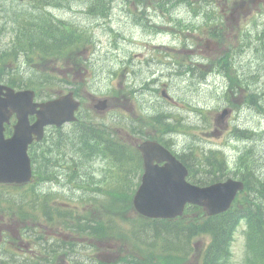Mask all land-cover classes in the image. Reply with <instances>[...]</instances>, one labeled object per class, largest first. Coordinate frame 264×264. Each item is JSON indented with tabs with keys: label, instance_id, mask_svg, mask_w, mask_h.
Here are the masks:
<instances>
[{
	"label": "trees",
	"instance_id": "16d2710c",
	"mask_svg": "<svg viewBox=\"0 0 264 264\" xmlns=\"http://www.w3.org/2000/svg\"><path fill=\"white\" fill-rule=\"evenodd\" d=\"M34 26H36V22L33 19L30 27ZM63 29L68 28L64 27ZM65 33L67 32H64V38ZM245 213L249 214L252 218L247 233L249 241L248 251L255 256L253 264H264V217L260 215L253 216L250 208H237L226 215L210 218L205 221L203 231L211 235L213 241L209 249L210 262L206 264H215L220 256L229 253L232 232L238 220Z\"/></svg>",
	"mask_w": 264,
	"mask_h": 264
},
{
	"label": "rangeland",
	"instance_id": "374dc122",
	"mask_svg": "<svg viewBox=\"0 0 264 264\" xmlns=\"http://www.w3.org/2000/svg\"><path fill=\"white\" fill-rule=\"evenodd\" d=\"M122 10V7L121 6H117L116 10L114 11L115 13V17H113L112 19V22L110 23V27H112L114 30H122V34L126 35V36H130L132 33L134 35H137V36H140V34H143V32L138 29V28H135V27H132L129 25V23L122 19V16L120 14V11ZM65 15V14H64ZM66 17H69L70 19L71 18H77L78 19V16L77 15H73L71 13H68V16L67 14L65 15ZM81 17V15H79V18ZM108 26V25H107ZM116 30V31H117ZM113 85V84H112ZM116 86V84H114ZM98 88L102 89V90H105L106 89V82L103 81V82H100ZM119 104L122 106V101L119 102ZM251 117L250 116H247V119H250ZM253 123H255L256 119H253ZM260 122L258 121V126L260 125L259 124ZM182 140V138H180V141ZM208 143H215V140H211L209 141ZM243 226L239 228V230L237 231L236 235H235V241L232 245V251H233V255H234V264H241L243 262V258H244V249H245V240L243 238ZM84 253V251H83ZM98 254H100L101 256L99 257ZM97 256L102 259V260H105L107 258H109V256H113L112 252L110 249H108L107 251H102L100 253H97Z\"/></svg>",
	"mask_w": 264,
	"mask_h": 264
}]
</instances>
